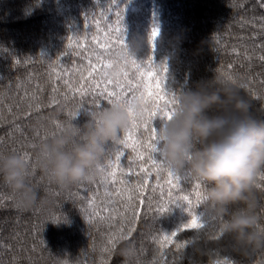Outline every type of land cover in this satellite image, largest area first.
I'll list each match as a JSON object with an SVG mask.
<instances>
[{
	"label": "trees",
	"instance_id": "trees-1",
	"mask_svg": "<svg viewBox=\"0 0 264 264\" xmlns=\"http://www.w3.org/2000/svg\"><path fill=\"white\" fill-rule=\"evenodd\" d=\"M117 13L125 43L134 37L141 43L134 58L145 65L153 62L152 75L145 80L152 84L148 90L152 97L158 93L178 97L215 75L231 77L228 80L240 85L241 95L250 99L255 117L264 120L261 0H0V153L26 155L33 164V146L60 125L73 120L82 126L93 111L110 106L101 95L107 77L96 56L105 53V64L117 59ZM153 29L158 30L155 41H151ZM125 70L130 75L134 71L130 65ZM115 71V66L107 69L109 74ZM148 91L145 98L151 101ZM156 103L164 105L159 99ZM161 125L159 119L154 121L157 130ZM125 135L123 131L109 143L91 182L60 189L47 184L34 169L31 182L41 200L31 208L19 209L0 180V264H154L160 251L154 237L175 228L185 214L179 208L168 215L156 211L167 202L169 186L164 174L162 198L153 173L143 195L136 194L144 204L133 222L124 189L141 180L135 174L141 162L120 143ZM147 135L141 126L133 138L143 141ZM121 152L114 180H105L102 169L110 162L114 165ZM184 173H179L173 196L188 195L196 204L197 191L203 196L204 186L200 183L196 189L198 180L191 175L186 179ZM120 180L126 183L121 185ZM255 197L258 226H264V173L257 177ZM197 211H204V202ZM173 251L170 246L169 262ZM185 251L194 252L197 264H223L225 256L242 264H264V247L241 255L231 251L222 237H204ZM180 264H189V259Z\"/></svg>",
	"mask_w": 264,
	"mask_h": 264
},
{
	"label": "clouds",
	"instance_id": "clouds-1",
	"mask_svg": "<svg viewBox=\"0 0 264 264\" xmlns=\"http://www.w3.org/2000/svg\"><path fill=\"white\" fill-rule=\"evenodd\" d=\"M140 47L135 37L127 44L132 55ZM177 99L171 120L157 131L159 156L172 171L187 172L204 186L203 212L206 217L223 218L216 232L231 251L247 255L264 247L255 197L257 177L264 173V120L255 117L241 86L220 75L198 82L196 90L179 92ZM130 107L138 117L143 114L139 99ZM131 119L128 108L113 103L82 126L67 121L33 146V164L21 155L0 153V180L22 210L41 200L31 182L34 169L40 170L47 184L60 189L91 182L107 146L130 126Z\"/></svg>",
	"mask_w": 264,
	"mask_h": 264
},
{
	"label": "snow or ice",
	"instance_id": "snow-or-ice-1",
	"mask_svg": "<svg viewBox=\"0 0 264 264\" xmlns=\"http://www.w3.org/2000/svg\"><path fill=\"white\" fill-rule=\"evenodd\" d=\"M261 6L264 7V0H261ZM120 22V13H117V27L115 29V32L118 34L116 40L118 47L115 52L117 59L109 64H105L102 59L105 55L103 52L98 53L96 59L101 64L103 76L107 77L105 88L101 90V95L107 98L110 105L119 103L123 107L128 108L132 116L130 126L125 130V138L121 139L120 143L126 148H131L132 152L135 153V160L141 162L138 165L139 172L135 173L137 176L141 177V180L135 186L124 189V192L127 193L126 211H131L133 222L138 218L139 206L144 204V200L140 199L139 196L143 195L144 189L148 186L149 179L153 176V173H155L156 186L160 187L161 196L163 198V185L160 184V180L164 178V174H166L165 183L169 186L167 192L168 200L167 202H162L156 211L168 215L174 208H179L185 214V217L172 230H162L161 234L154 237V241L159 245L160 249L159 257L154 264H161V260H163V264H180L185 258L189 259V264H197L194 259V252L185 250L189 248V245H192L194 248L196 241L204 237L212 240L221 238V235L216 232V227L222 222L223 218L206 217L204 212L197 211L199 204L204 202L200 191H197L196 194V204H193L188 195L173 196L172 189L178 187L181 176L179 173L168 168L163 159L159 156L158 130L157 127L154 126V121L159 119L161 124H163L171 120L177 109L178 99L174 93L170 97H168L167 94L160 95L159 93L156 97H152L151 91H148L152 87V84L150 82L145 83V80L152 75L151 67L153 62L149 60L148 64L145 65L143 61L138 62V60L129 53L127 44L125 43L124 32H122L119 27ZM157 36L158 30L153 29L151 41H155ZM262 59H264V57H262ZM129 65L134 69L131 75L125 70ZM113 66H115L116 71L109 74L107 69ZM93 71H95V68H93ZM163 72L167 73V66L163 68ZM89 75L91 76L92 73L90 72ZM113 77H115V79H113ZM228 79H231V77H228ZM108 85H113L111 91L108 90ZM156 87H160L159 83H157ZM145 91H148V96L152 97L151 101L145 98ZM136 99H139L144 105L143 114L139 117L132 112L130 107L132 101ZM157 99L164 101L163 107L156 103ZM98 113V111H93L91 116L94 117ZM70 115L75 116L77 113H71ZM141 126H143L144 130L148 133L146 139L143 141L133 138L136 130ZM122 155V152L118 153L115 156V164L113 165L110 162L107 168L102 169V171L107 173L105 180L109 177L114 180L116 175L114 169L120 167L119 162ZM24 158L30 163L26 155ZM109 169L113 170L110 171ZM131 172L132 168L130 167L129 173ZM184 177L188 179L190 178V174L185 172ZM125 183V180H120L121 185ZM195 187L196 189L201 188L199 181H197ZM153 190H155V188ZM137 193H139V196L136 195ZM118 194L123 195L124 193ZM129 230L131 231V229ZM186 231L194 233L191 238H184L180 235ZM170 246H174V251L172 252L173 259L171 262L167 260ZM105 251H110V249H105ZM223 264H242V262L230 256H225Z\"/></svg>",
	"mask_w": 264,
	"mask_h": 264
}]
</instances>
